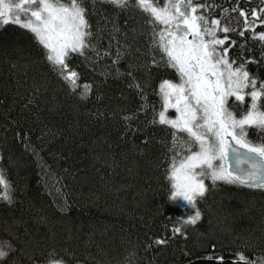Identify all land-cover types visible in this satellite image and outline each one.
I'll return each instance as SVG.
<instances>
[{"label": "trees", "instance_id": "16d2710c", "mask_svg": "<svg viewBox=\"0 0 264 264\" xmlns=\"http://www.w3.org/2000/svg\"><path fill=\"white\" fill-rule=\"evenodd\" d=\"M195 2L211 6L204 11L219 17L222 26L243 30V36L240 31L224 33L222 27L218 32L229 37L224 45H231L229 56L237 62L254 57L247 68L264 79V47L252 38L253 30L243 29L239 12L244 8L251 20L250 10L264 0ZM129 3L125 10L110 0H84L93 42L108 47L115 25L119 31L110 51L117 52L116 40L124 51L120 75L103 51L98 60L91 50L69 57V69L79 74L77 83L91 84L86 98L51 68L27 30L0 23V170L15 196L11 204L0 200V241L9 239L15 246L0 264H33L29 256L43 258L49 248L67 264H122L133 244L139 245L138 264H221L216 255L225 258L223 264H234L237 251L249 259L264 255V190L220 182L199 201L202 216L195 226H187L188 236L173 234L171 225L185 209L182 202L168 199L170 185L164 179L171 126L148 121L152 106H161L155 91L159 80L178 76L164 65L143 67L151 58V26L147 14L131 6L134 0ZM254 31H264V26ZM15 44L31 55L20 57ZM133 69L140 81L151 76L139 94L123 74ZM145 93L146 101L141 99ZM29 97L32 102L26 103ZM145 103L146 110L137 113ZM125 113L135 115L129 123L136 131H126ZM175 114L168 110V115ZM258 136L251 131L250 138ZM155 236L167 243L145 249Z\"/></svg>", "mask_w": 264, "mask_h": 264}, {"label": "snow or ice", "instance_id": "6c2138e0", "mask_svg": "<svg viewBox=\"0 0 264 264\" xmlns=\"http://www.w3.org/2000/svg\"><path fill=\"white\" fill-rule=\"evenodd\" d=\"M110 2L117 9L126 10L130 6L129 0ZM131 6L147 14L146 23L151 26V58L143 67L150 70L164 65L174 69L178 76L177 80H159L155 91L161 106H152V120L148 123L171 126V141H165L168 144L165 160L168 162L164 167V179L170 185L168 199L182 202L181 207L185 209V214L179 216L171 228L174 235L179 233L187 237V226H195L202 216L198 204L210 187L225 182L264 190V79L247 68V63L254 57L248 56L237 62L235 57L229 56L231 45L224 46L229 37L220 35L218 29L222 27L224 33L240 31L241 36L244 32L239 27L222 26L219 17L204 11L211 6L195 0H164L162 6L158 0H134ZM223 11L221 9V13ZM239 12L244 16L243 29L253 30L252 38H258L264 47V31H254L257 25L264 26V18H260L264 16V2L250 10L251 20L244 8ZM8 22L28 31L51 68L70 88H79L82 98L90 94L91 84L87 81L83 86L77 83L79 74L75 69H69L70 56L84 55L91 50L98 60L103 51L110 57L111 64L117 66L116 74H121L118 64L124 54L120 47L122 41L116 40L115 54L110 51L118 27L113 25L109 45L101 49L98 41L93 42L95 33L84 0H0V23ZM98 31L102 34L99 27ZM14 47L20 57L31 55L19 44ZM156 49L160 52L158 56ZM13 64L15 66V62ZM132 67L130 64L129 68ZM134 70L123 74L130 78L129 87H134L139 94L145 91L151 76L149 73L144 81H140L133 75ZM36 91L39 92L38 87ZM141 99L146 101V93ZM29 102L32 97L26 101ZM146 108L147 104H142L136 112H144ZM169 109H175V116L168 115ZM234 109H238L239 114ZM134 118L133 113L124 114L126 131L137 130L129 123ZM252 130L259 134L258 138H250ZM144 140H149L147 134ZM0 189V200L11 204L15 199L14 189L3 170H0ZM153 243L163 245L167 240L155 236L144 244V248H150ZM14 247L9 239L0 241V260L6 258ZM138 248L139 245L133 244L126 253L128 259L122 264H138ZM214 258L221 264L225 259L221 255ZM29 260L33 264H67L53 248H49L43 258L33 253ZM233 260L234 264L241 261L244 264H264V255L249 259L243 251H237ZM75 264L82 262L76 260Z\"/></svg>", "mask_w": 264, "mask_h": 264}, {"label": "rangeland", "instance_id": "374dc122", "mask_svg": "<svg viewBox=\"0 0 264 264\" xmlns=\"http://www.w3.org/2000/svg\"><path fill=\"white\" fill-rule=\"evenodd\" d=\"M175 110V109H174ZM174 202H176V201H174ZM178 203V202H177Z\"/></svg>", "mask_w": 264, "mask_h": 264}]
</instances>
